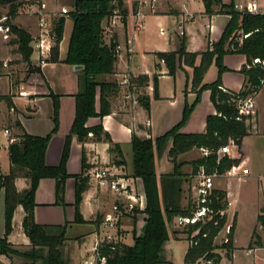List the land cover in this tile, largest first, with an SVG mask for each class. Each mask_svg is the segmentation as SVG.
<instances>
[{"label": "trees", "instance_id": "1", "mask_svg": "<svg viewBox=\"0 0 264 264\" xmlns=\"http://www.w3.org/2000/svg\"><path fill=\"white\" fill-rule=\"evenodd\" d=\"M113 1L115 3L113 4ZM16 2V1H15ZM13 2L9 4L12 5ZM0 3L4 2L0 0ZM205 12L209 15L224 12L230 18L218 41L212 42L205 51L189 52L185 49V42L181 39L176 51H160L155 55L163 61L167 74L174 76L178 68L183 65L192 68L190 90L195 93L191 103L185 102L180 120L169 130L152 139L140 137L135 133L131 137L133 176L140 178L145 194V206L142 210L132 209L134 223L138 213H144V228L141 234L133 229V244L128 245L119 240H102L97 249L98 256L105 257L104 264H164L165 245L169 240L168 223L176 214H187L190 207L181 208L179 200L182 193L181 171L183 161L178 162L179 155L192 148H207L210 153L200 156L190 163L192 174H196L200 167L207 173L217 170L220 174L233 165L237 159L227 155L217 162L216 150L233 140L239 145L243 136L247 135L251 126V115H239L240 101L247 96L255 95L264 84V13H244L235 8L233 0L228 4L221 0H203ZM219 9L214 10L213 5ZM114 11L125 15L123 0H74L73 9L67 14L72 19V29L68 39L64 63L82 65L78 75V91L75 94V116L69 133L65 136L61 157L58 165L51 166L45 161L48 141L58 128V96L50 93L53 101L52 122L53 128L45 136H36L27 133L18 119L11 127L17 130L13 134L14 140L7 146L9 171L0 174V189L3 190L4 202V235L0 237V255L15 256L21 259L20 264H72L70 258V244L66 238V227L63 224H40L34 218L35 194L41 179L55 180V205L65 207V185L69 177L75 180L74 186V222H83L80 214V203L84 192L90 187V177L87 174L89 164L86 162L84 151L81 156V172L71 175L67 171V161L70 155L72 137L84 143L90 138L95 141H107L109 150L120 153L118 144L113 143L110 135L103 129L102 124L88 126L92 117H103L110 113L108 97L118 92L115 82L101 81L103 75L114 72L117 59L116 43H105L103 20L110 17ZM66 15H57L52 18L51 35L54 45L50 49L47 62L60 61L59 44L63 37ZM15 35L12 43L17 47L15 52L20 54L29 71H39V66L31 63L32 39L26 30L10 25ZM247 34V36H244ZM227 54H242L246 62L239 72L244 75L242 88L235 92L222 87L221 75L227 70L223 58ZM199 56V63L196 59ZM255 58L259 62H254ZM214 63L217 67V77L210 83H204L203 77L209 66ZM149 78L146 74L132 77L130 84L135 86L147 85ZM153 90L157 94V75L153 76ZM131 87V86H130ZM203 90H209L210 101L215 109L214 114L206 117L205 130L200 133H185L181 128L188 120L190 113L199 101ZM99 95V109H96V97ZM7 109L14 108L11 98L3 95ZM139 103L146 111L150 108V97L143 94L138 98ZM168 148L167 155L173 164L170 173L158 176L155 170L156 158ZM28 180V187L22 191L15 184L17 177ZM161 179V180H160ZM158 180H160L158 182ZM212 203L215 214L204 223H196L182 230L189 240L184 254V264H219L220 250L229 255L233 249V226L231 224L227 242H216L219 232L226 222V215L220 216L219 211L227 205L226 193L215 189L212 193ZM24 212L21 226L23 233L29 239L27 249L20 251L8 241L12 230V218L17 206ZM257 221L264 225V214L257 216ZM199 229L197 232L196 230ZM119 235V232L116 231ZM255 236V230L253 232ZM96 264L99 260L96 259Z\"/></svg>", "mask_w": 264, "mask_h": 264}, {"label": "crops", "instance_id": "2", "mask_svg": "<svg viewBox=\"0 0 264 264\" xmlns=\"http://www.w3.org/2000/svg\"><path fill=\"white\" fill-rule=\"evenodd\" d=\"M221 1L225 4L231 2V0ZM233 1L236 5L239 3H247L251 0ZM256 1L260 8L264 10V0ZM35 2H38V5L43 6V10L48 15H51L52 12L59 13L61 8L66 7L65 5H62L56 9H48L46 0H36ZM114 3L115 1H113V4ZM123 7L125 8L126 13L121 19H117L111 26V17L104 19L102 23L103 27L109 24V29H105V31H107V36H104L105 43L108 44L111 40L114 41L116 46L119 47V55L115 62L114 72L103 75L101 77V81L115 82L119 89L116 94L110 95L108 97L110 113L104 115L101 118L92 117L87 122L88 126L102 124L103 129L110 135L112 142L119 145L121 152H110V144L107 141H95L91 137V134H89L90 138H88V140L84 143L78 142L76 137L73 136L71 140L70 155L67 161V171L71 175H77L81 172V151L82 147L86 148V162L89 164V166L93 168L97 165L111 166L117 175L122 176L126 180L128 179L127 181L129 184L131 183V178H133L132 181L136 183L135 196L139 201V207L137 208L142 210L146 202L142 181L140 178L134 177L132 175L133 170L129 169L126 163L124 152L120 146V142L118 141L119 139L106 124V120L113 116L122 117L125 115H130L131 123H129V130L131 131V137L132 134L135 133L140 137H150L154 139L155 137L152 135V121L150 116L151 102L149 111H146L139 103L138 98L143 94H147L148 96L150 95L152 90L150 81L151 74H156L157 79L159 77L169 78L171 76L167 74V70L163 61L159 60L155 53L160 51L178 50L181 39H183L185 42L184 44L186 51H205L212 42L219 40L224 27L229 21L230 16L224 12L215 13L212 15L207 14L205 12L203 0H158L156 11L147 15L150 17L149 19L152 21H160V17L172 16L174 17L176 24L181 20L183 21L182 24L184 33L181 36L178 34L177 42H169L171 45L166 49L159 50L152 47L146 49L144 47L146 41V32L142 30L133 36L132 13L135 8V2L133 0H123ZM213 9L218 10L219 5L214 4ZM184 13H190L191 16L183 17ZM71 29L72 19L66 15L63 37L59 44L60 61L47 62L46 65L39 66V71H36L37 73L35 72L36 77H33L34 82L32 85H21L19 92L20 94L23 92V95H21V97L13 96L11 99L17 111L16 119L19 120L23 129L31 135L45 136L50 133L53 128V101L50 93L58 96V128L57 131L51 135L45 153V161L51 166L58 165L60 161L64 139L71 129L75 116V94L78 91V75L81 69L75 70L74 65H69L62 61L67 51L68 39ZM147 59L152 61V65L150 67H143V64ZM31 60L34 61L32 59V55ZM245 62L246 57L242 54H227L224 56L223 63L227 67V70L221 75L222 87L224 89L237 92L242 88L244 84V75L239 72V70ZM197 63H199V56L196 59V64ZM184 68H189L191 70V68L186 65H183L182 68H178L174 75V77H177L178 82L181 79L180 74ZM141 74H146L148 76L149 81L147 85L141 87L135 86L133 83L130 84L132 77H137ZM124 76H128V83L121 84L120 81L124 78ZM208 76L210 81L215 80L217 77V67L214 63L209 66L206 73L204 74V83L208 82ZM9 83L10 81L5 78L4 82L2 83L3 86L0 87V95H3L9 91L11 94L14 93L13 91H17L14 90L12 85H9ZM187 86L184 90H182V88L180 89V87H176L174 89H170L167 95L163 94L158 96L159 101H165L166 99H169L171 102H177V110L176 114H174V119L168 121L165 124L163 122L161 129L163 132L159 135L169 130L180 120L183 106L180 97L181 92L187 98L188 103H191L195 98V93L190 90L191 86ZM95 105L96 109L98 110L99 95L96 97ZM140 109L145 113L144 120H138L137 116L135 117V113L139 112ZM214 113L215 109L210 101V92L209 90H204L202 92V101L196 105L195 109L188 118V121H186V123L181 128V131L185 133L203 132L205 130L206 117ZM253 115V120L251 122L248 134L243 136L240 144L232 147L229 153V157L232 159H237L240 168H246L247 173L239 176L222 174L214 182L215 189L223 190L226 193L227 205L225 208V215H227L230 205H233V211L231 215H229L233 219L232 223L234 222L232 238L233 249L229 255H227L225 251L221 250V260L219 264H222L224 259L227 264H264V249L259 247L262 238V233L260 232L261 224L257 221L258 213L262 214V208H264V175L261 174L260 169L258 168L261 167L258 166V163H262L264 159V84L254 96ZM3 128H8L12 133V130L9 127H5L3 124L1 125L0 122V129ZM98 144H104L106 153H104L102 156L96 151ZM195 149L196 148H192L178 157V162H185L181 167L182 173L185 174L183 175V177H185V184L182 186V193L179 200V206L181 208L190 207L191 209L196 197V178L194 177V174L191 173L192 168L189 162L195 160L198 157H188L186 159L183 158L186 157L185 155L191 154ZM197 149L200 151L199 148ZM200 156L203 155L201 154ZM165 159L168 165L167 170H170L172 162L169 160L167 153L165 155ZM93 168L90 171H92ZM236 171L241 172L240 169H236ZM87 174L89 175V173ZM161 174H163V172H157L158 176H161ZM19 178H22L28 183L26 178L19 176L16 178L15 184ZM253 182H255L259 188L258 190L262 192V197L256 203V207L254 208L253 222L250 223L246 228V237L244 239V243L240 244L239 230L241 225L238 221L237 210V207L239 208V205L237 204L241 198V193L239 190H241L243 186L247 187L250 184H253ZM42 185L44 186L45 190L41 188ZM74 186V178L69 177L65 185L66 205L65 207H61L54 204L55 180L52 178L41 179L40 186L36 190L35 194L36 205L34 207V218L36 222L40 224H63L65 221H67L68 225L66 227L65 236L69 240V253L72 264H94L95 254L93 248L95 243L101 239L99 224L101 204L103 197L105 195L107 197L108 193L111 192L105 189L97 190L91 183L90 187L84 192L82 201L80 203V214L84 221L74 222ZM19 208L22 209V207L19 205L16 207L15 211ZM117 213L130 215L127 212H121V210H119ZM23 215L24 212L22 209L21 221ZM84 227L89 228L87 229ZM143 228L144 213L140 212L136 216V233L141 234ZM254 230L256 234L255 236L253 235ZM115 231L119 232V235L116 234V240L123 242L122 237L125 234L124 231L119 229V225H117ZM173 233L174 239H177L178 231H174ZM22 235L24 237L22 242L12 240L9 236L8 241L14 245L29 247V239L23 233V230ZM164 254L167 261L166 263L170 262L168 243L165 245ZM0 264L18 263L15 261H10V257L0 255Z\"/></svg>", "mask_w": 264, "mask_h": 264}, {"label": "rangeland", "instance_id": "3", "mask_svg": "<svg viewBox=\"0 0 264 264\" xmlns=\"http://www.w3.org/2000/svg\"><path fill=\"white\" fill-rule=\"evenodd\" d=\"M36 0H16L15 3L10 5L9 3H0V24L2 26H7L9 28L8 31H1L0 30V87H2V83L4 82L5 78L10 81L9 85H12L14 90H17L14 93L6 92L3 95L9 96V98H13V96L21 97L20 94V86L24 84L32 85L34 82L33 77H36V71H29V68L25 62L22 61V57L20 54L15 52V49L17 47L16 44L12 43V40H14L16 37L11 32L10 25H14L16 27H20L27 32L31 34L32 37H35L38 35V26H37V11L39 9H42V6L38 5V2H35ZM48 9H56L62 5H65L69 10L73 9L74 0H46ZM58 12H52L51 15H46L45 18H54L57 16ZM187 13H184L183 17H186ZM150 17H145V26L144 31L145 33V45L144 47L147 49L149 47L163 50L168 48L171 43L177 42L178 40V34L179 29L177 24L174 21V17H160V21L156 20H150ZM182 21V20H181ZM186 27V26H185ZM37 30H36V29ZM174 29V30H173ZM181 36V34H179ZM104 36H107V31H104ZM106 38V37H105ZM117 47V46H116ZM118 58V56H117ZM32 59L31 63L36 65V61L39 59V52L37 50H34L32 52ZM152 65V61L150 59H147L145 63L143 64V67H150ZM191 68V67H190ZM186 71H185V70ZM182 69V73L180 74V81L178 82L177 77L170 76L167 77H159L157 79V94L160 95H167L170 89H174L176 87L182 88L184 90L187 87L191 86V77H192V68L191 70L189 68ZM36 72V73H35ZM9 73V74H8ZM33 73V74H32ZM12 74V75H10ZM10 76V77H9ZM153 76L154 74L150 75V81L152 90L150 92V102H151V108H150V116L152 121V135L156 138L160 133L163 131L162 124L164 122L167 123L170 120L174 119V114H176L177 110V102H171V100H165V101H159L158 98H155L154 96V90H153ZM128 77V76H127ZM12 78V79H11ZM207 83H210L209 76L207 77ZM210 81V82H209ZM128 83V82H127ZM186 83V84H185ZM177 88V90H178ZM204 91V90H203ZM202 91V92H203ZM202 92L199 97L198 103L202 101ZM0 95V96H3ZM181 92V102L184 103L188 102L185 95ZM122 100V99H121ZM197 103V104H198ZM196 104V105H197ZM195 105V107H196ZM182 106V109H183ZM194 107V109H195ZM193 109V110H194ZM182 113V112H181ZM192 113V112H191ZM190 113V115H191ZM17 111L14 107L13 109H7L5 100L0 98V122L1 125L5 127H9L12 130V134L17 132V130L13 127H11V124L16 119ZM137 116L138 120H144L145 119V113L142 112L140 109L139 112L135 113V117ZM253 120V114H251ZM190 117V116H189ZM188 121V120H187ZM252 122V121H250ZM129 123H131L130 115H125L122 117H116L113 116L111 118H108L106 120V124L109 126V128L114 132V135L119 139L120 146L124 152L126 163L129 167V169L133 170L132 167V159H131V131L129 130ZM7 138H5L2 135V132H0V174H6L9 171V164H8V157H7ZM168 148H165L164 151L160 154L159 157L156 158V164H155V170L157 172H163V174L170 173L173 170V164L171 165V169H168L167 161L165 159V155L168 151ZM84 151L85 157H87L86 154V148L82 147V152ZM96 151L102 156L104 153H106L104 144H98V147ZM201 155L200 151L196 148L191 154L185 155L186 157L183 158H191V157H199ZM263 159V157H262ZM99 166V165H97ZM95 166V167H97ZM258 167L260 169V172L262 175H264V159L263 162L258 163ZM94 167V168H95ZM93 167L89 166L87 173H91V169ZM167 170V172H166ZM169 171V172H168ZM166 172V173H165ZM133 175V174H132ZM182 180V186L185 184V177H183ZM217 179V178H216ZM128 180V179H127ZM133 178H131V187H132V193L135 194L136 191V183L132 181ZM161 180V179H160ZM158 180V182L160 181ZM92 183V182H91ZM17 188L19 190H23L27 187L28 183L27 181L23 180L22 178H19L16 181ZM40 186V182L38 184L37 189ZM41 188L45 190L44 186L42 185ZM183 188V187H182ZM36 189V190H37ZM259 188L253 182V184H250L247 187H242L239 192L241 193V198L239 200V208L238 210V221L240 222V230H239V243H244L245 235H246V228L249 226L250 223L253 222L254 219V208L256 207V203L261 199L262 192L258 190ZM131 193V194H132ZM3 190L0 189V237L4 234V202H3ZM115 202L120 207L121 212H127L130 215L122 214V213H116L114 210ZM74 204V203H73ZM129 200H124L121 196L117 197L115 194L108 193L107 197L106 195L103 197V201L101 204V212L99 213L100 217V238L103 239L106 233L113 236L114 239H117L116 237V231L117 225H119V229L124 231V235L122 237V241L132 245L133 244V229H135V223L133 220V217L131 213H133L130 210ZM74 206V205H73ZM136 207H139V205H136ZM226 208V207H225ZM75 211V210H74ZM233 211V205H230L229 211L226 215V222L225 227L228 224H232V218L229 216L231 215ZM262 211L264 214V208H262ZM261 213H258V215ZM178 214L174 215L171 222L168 223V233H169V240H168V247H169V259L170 262L164 263V264H184L183 258L185 251L188 248L189 240L187 239V236L185 233H182V230L184 228L178 227L175 223V218ZM21 217H22V209H17L12 218V230L9 233V237L12 240H17L19 242H22L24 240V237L22 235V229H21ZM113 221L115 222V227H107L104 226L105 223ZM225 227L219 232L216 242L220 243L222 242V239L225 234ZM260 232L262 233L261 238V244L260 248L264 249V225L260 226ZM89 228V227H84ZM174 231H178V238L174 239ZM123 233V232H122ZM14 248L17 250L23 251L27 249V247L22 245H14L12 244ZM223 251V250H222ZM221 250L219 252H222ZM10 261H15L18 264L21 263V259L12 256L10 257ZM222 264H227L225 259L222 261Z\"/></svg>", "mask_w": 264, "mask_h": 264}, {"label": "built area", "instance_id": "4", "mask_svg": "<svg viewBox=\"0 0 264 264\" xmlns=\"http://www.w3.org/2000/svg\"><path fill=\"white\" fill-rule=\"evenodd\" d=\"M135 2V8L132 13L133 17V36H135L136 33L142 31L145 26V17L148 14H152L157 9L158 0H133ZM235 8L244 13H264V10L260 8V6L257 4L256 0H251L247 3H239L235 5ZM69 10L66 7L61 8L60 12L57 15H67ZM47 13L42 9H39L37 11V26H38V35L33 37L32 39V49L37 50L39 52V59L36 61V65L38 66H44L47 64V58L50 55V49L54 45V41L51 35L52 31V19L45 18ZM191 14L187 13L186 17H190ZM111 17V24H114L115 21L118 19H121L123 15H121L119 12L114 11V13L110 16ZM183 21H180L178 24L179 34L183 35ZM106 30L109 29V24L104 27ZM0 30L5 32L8 31L9 28L7 26H2L0 24ZM244 36H247L245 34ZM116 54L119 55V47H116ZM131 50V49H129ZM254 62H259L258 58H255L253 60ZM264 63V61H263ZM128 77L124 76V78L120 81L121 84L127 83ZM21 95H23V92H21ZM254 96L253 94L247 96L243 100L240 101V104L238 106V112L239 115H251L254 113ZM0 132H2V135L7 138V145L10 142L14 140L13 135L11 131L8 128L0 129ZM236 146L235 142L233 140H229V142L223 146H220L216 150V156H217V162L219 159L225 155L229 157L230 149L232 147ZM1 149V145H0ZM201 151V154L203 156H206L210 153V150L207 148H199ZM236 169H240L241 172H237ZM241 173V174H240ZM247 173L246 168H240V166L233 165L231 168H229L227 171H225L222 174L227 175H233V176H239L244 175ZM217 170H214L213 172L207 173L204 171L203 167L199 168V171L194 174V177L196 178V197L193 202V205L191 207V210L187 214H178L175 218V223L178 227L187 228L189 226L195 225L196 223H204L207 221L213 214H215V211L213 207L211 206L212 203V193L213 190H215L214 182L216 178L221 176ZM90 182H92L93 186L97 190L105 189L112 194H115L117 197L121 196L122 198L129 200V206L130 210L132 211L133 208L136 207V205H139L138 198L135 196L132 190L131 185L129 182L123 178L122 176L117 175L113 167L106 166V165H99L89 173ZM132 191V192H130ZM132 193V194H131ZM114 210L119 212L120 207L115 202ZM225 209L220 210L219 214L220 216L225 214ZM105 226L107 227H115V222L109 221L105 223ZM225 227V225H224ZM223 227V228H224ZM231 224L226 225L225 227V234L222 239V242L228 241V234L230 232ZM199 229L196 230V232ZM113 236L106 233L103 239L98 240L95 243V246L93 248L94 254H95V261L96 259L99 260V264L105 263V257L98 256V245L100 241L102 240H113ZM256 249V248H254ZM94 261V264L96 262Z\"/></svg>", "mask_w": 264, "mask_h": 264}, {"label": "water", "instance_id": "5", "mask_svg": "<svg viewBox=\"0 0 264 264\" xmlns=\"http://www.w3.org/2000/svg\"><path fill=\"white\" fill-rule=\"evenodd\" d=\"M4 3H10V2H13V1H16V0H2ZM83 66L82 65H74V69L75 70H79V69H82Z\"/></svg>", "mask_w": 264, "mask_h": 264}]
</instances>
